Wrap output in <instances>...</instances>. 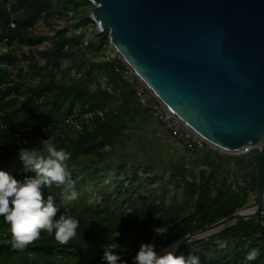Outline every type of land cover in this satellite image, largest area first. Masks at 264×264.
<instances>
[{
    "label": "trees",
    "instance_id": "1",
    "mask_svg": "<svg viewBox=\"0 0 264 264\" xmlns=\"http://www.w3.org/2000/svg\"><path fill=\"white\" fill-rule=\"evenodd\" d=\"M83 7L75 0H0V46L11 49L0 53V169L15 160L22 162L18 157L21 147H38L41 139L51 136L58 148L71 153L67 161L71 177L101 170L126 172L124 161L108 162V150L117 151L128 131L137 129V122L148 113L121 80L115 69L118 61L100 59L111 49L108 33L96 35L97 42L88 44L67 26L52 25L53 19L68 17L79 19L83 26L94 23ZM11 21L15 28L10 27ZM41 21L52 35L35 32ZM47 41L49 47L39 49ZM21 44L29 47V66L14 71L20 59L12 48ZM66 62L71 67L64 68ZM89 113L93 118L84 119ZM73 119L79 121V127ZM248 164L240 194L222 180L223 170L204 162L202 167L207 168L182 179L183 200H162L149 206L146 201H133L132 187L143 179L138 170L148 174L154 167L134 165L130 188L121 186L115 197H103L99 204L83 198L58 211V216L66 213L79 220L77 238L68 245L58 244L41 230L34 244L14 250L9 225L0 217V264H104L102 257L108 247L132 264L141 243H152L159 251L243 209L248 195L257 189L256 170L251 161ZM185 172L181 166L171 168L170 180L176 181ZM125 198L128 205L123 209ZM164 225L168 232L158 236L154 229ZM197 248L198 252H192ZM252 248H258L260 256L249 262L245 256ZM190 253L199 257L200 264H264V217L236 221L184 245L176 255Z\"/></svg>",
    "mask_w": 264,
    "mask_h": 264
},
{
    "label": "water",
    "instance_id": "2",
    "mask_svg": "<svg viewBox=\"0 0 264 264\" xmlns=\"http://www.w3.org/2000/svg\"><path fill=\"white\" fill-rule=\"evenodd\" d=\"M95 35L222 158L249 159L256 201L157 251L260 219L264 189V0H89ZM243 148L249 152L236 155ZM188 153L189 150L182 148ZM210 232L194 239L195 236Z\"/></svg>",
    "mask_w": 264,
    "mask_h": 264
},
{
    "label": "clouds",
    "instance_id": "3",
    "mask_svg": "<svg viewBox=\"0 0 264 264\" xmlns=\"http://www.w3.org/2000/svg\"><path fill=\"white\" fill-rule=\"evenodd\" d=\"M18 157L26 172L34 173L21 182L6 171L0 170V217L9 225L11 247L23 251L40 239L41 230L52 236L60 245H68L78 235L79 220L62 213L52 195L45 199L44 190L53 186L61 188L72 183L67 161L71 153L58 148L51 136L41 139L37 147H21ZM78 198L76 191L62 195V203ZM143 218V217H141ZM154 232L163 236L168 232V225L156 227ZM119 233H117V236ZM221 244V247H224ZM199 249H192L198 252ZM260 256L258 248H252L245 256L246 261H255ZM104 264H127L111 248H106L102 257ZM132 264H200L199 257L189 254L176 255L171 246L163 254L155 250L152 243H141L132 258Z\"/></svg>",
    "mask_w": 264,
    "mask_h": 264
},
{
    "label": "rangeland",
    "instance_id": "4",
    "mask_svg": "<svg viewBox=\"0 0 264 264\" xmlns=\"http://www.w3.org/2000/svg\"><path fill=\"white\" fill-rule=\"evenodd\" d=\"M75 2L83 5V8L85 10L93 7V4L89 0H75ZM51 23L56 28L67 26L70 32H76L79 37L88 44L97 42L94 23H88L86 24V26H83L79 19L72 21L70 17H68L66 20L53 19ZM35 32L48 36L52 35L53 33L49 31V28L45 26L42 21L36 25ZM106 33L108 32H105L104 34ZM49 45L50 43L49 41H47L39 49H46L47 47H49ZM7 51L10 52L11 49H8L5 46H0V53H6ZM12 51L20 59V62L14 66V71H16L17 69L27 70L29 66V62L27 59V56L29 55V47L25 44L15 45L14 48H12ZM113 55V50L108 49L103 55V58L100 59H108ZM90 57L91 56L89 55V57L87 58V63L91 61L89 59ZM68 67H71L70 62H66L64 64V68ZM34 74L35 76L38 75V73L36 72ZM73 120L79 127V121H77V119ZM128 133V138L124 141L123 145L118 148L117 151L108 150L111 153V155L108 157V162L111 165H116L118 160H122L128 165L125 173L121 172L118 169L101 170L98 173H76L71 177L72 183L70 185H65L61 188H56L55 186H53L51 189L46 188L44 190L45 199L49 194L52 195L54 203L59 208V210H61L65 208L69 203L66 200L62 203V195L66 196L73 190L78 193V198L71 202H76L80 199L86 198L89 203L99 204L103 197H115L118 194L121 186L130 188V180L132 179L134 173L133 171H131V167L134 165L137 166L139 162L135 159H132V157L130 158L129 154L136 155L139 147L141 146L149 147L152 134L143 135L140 132L137 133L135 129H131V131H128ZM207 148V145L205 147H197L194 152L197 151L196 153H198L200 151H205V149ZM212 160L214 161V166L219 169L218 171H224V178L222 180L225 181L227 185L231 186V190L236 194L242 193L246 180L245 175L249 172L250 169L248 163H250L251 160L244 159L243 161L245 162V164H241L238 159L234 158H224V160H221L217 156H208L206 158H203V162L206 163V166L212 163ZM201 168L203 167H201V165L199 164V160L194 162L192 161L191 167L185 168L186 172L183 174V176H179V178L177 179L178 181L170 180V170H167L166 167L161 165V163H159V165L157 166L156 171L148 174H143L142 170H138L137 174L141 175L143 179L132 187L133 192L131 197L133 201L136 202L146 201L147 206L151 205V203L153 202L159 203L162 200L166 201L167 203H170L173 199L183 200L185 194L182 179H190L195 175V173H198L199 169ZM0 170L8 172L10 175L20 180L21 182L25 177L34 175V173L26 172L24 170L23 163L19 160L11 162L9 166ZM223 181L219 182L220 185L223 183ZM255 196L256 193H250V195H248L247 204L243 209H246L248 206L255 203ZM127 205L128 202L125 198V205L123 206V209H126Z\"/></svg>",
    "mask_w": 264,
    "mask_h": 264
},
{
    "label": "built area",
    "instance_id": "5",
    "mask_svg": "<svg viewBox=\"0 0 264 264\" xmlns=\"http://www.w3.org/2000/svg\"><path fill=\"white\" fill-rule=\"evenodd\" d=\"M11 28H15V23L11 21ZM112 49V48H111ZM113 50V49H112ZM114 55L108 58L109 61H118L115 69L121 80L130 88L138 105L143 108L150 117L161 123L182 148L195 151L197 147H205L206 142L187 126L167 105H165L139 77V75L113 50ZM102 116V113H99ZM93 114L89 113L84 119L91 120ZM247 152H239L240 156ZM260 217H264V189L263 206Z\"/></svg>",
    "mask_w": 264,
    "mask_h": 264
},
{
    "label": "crops",
    "instance_id": "6",
    "mask_svg": "<svg viewBox=\"0 0 264 264\" xmlns=\"http://www.w3.org/2000/svg\"><path fill=\"white\" fill-rule=\"evenodd\" d=\"M137 123L138 128L135 129V131H137V133L140 132L143 135L152 134V138L149 147H139L136 155L129 154L130 158L132 157V159L137 160L141 164L145 163L151 165L154 167V171H156L159 163L166 167L167 170H170V173L171 168L173 167H191V162L197 160H199V164L202 167L206 149L205 151H200L198 153H196L197 151L194 154L191 153L192 157L190 159L188 153L182 150L180 144L172 137V135L164 128V126L150 117L149 114L145 117V119H143V121ZM208 156L215 157L216 155L212 152H208L206 157ZM218 158L224 160L222 157ZM213 163L214 161L210 164Z\"/></svg>",
    "mask_w": 264,
    "mask_h": 264
},
{
    "label": "bare ground",
    "instance_id": "7",
    "mask_svg": "<svg viewBox=\"0 0 264 264\" xmlns=\"http://www.w3.org/2000/svg\"><path fill=\"white\" fill-rule=\"evenodd\" d=\"M240 152H249V149L248 148H243ZM239 153V152H238ZM252 212H254V208H246L242 211L243 214L247 215V214H251ZM210 232H207V233H203V234H200V235H197L194 237V239H198V238H201V237H204L206 235H208ZM170 248V247H169ZM169 248H166L165 250L169 249ZM174 248V247H173Z\"/></svg>",
    "mask_w": 264,
    "mask_h": 264
}]
</instances>
